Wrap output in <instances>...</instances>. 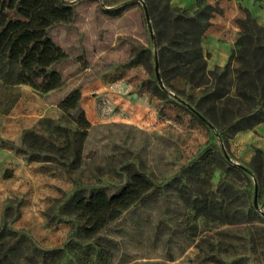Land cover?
I'll return each instance as SVG.
<instances>
[{"label":"rangeland","instance_id":"obj_1","mask_svg":"<svg viewBox=\"0 0 264 264\" xmlns=\"http://www.w3.org/2000/svg\"><path fill=\"white\" fill-rule=\"evenodd\" d=\"M63 1L74 21L48 31L68 55L54 66L62 86L48 93L17 86L10 109L0 90V231L17 234L8 264H45L36 250L79 242L80 221L69 213L75 194H115L129 168L156 188L102 233L110 264H264V121L225 120L219 128L201 120L190 106L203 93L183 81L164 100L153 96L152 74L138 57L158 52L144 0ZM170 4L190 14L202 6ZM75 89L87 130L59 108ZM76 132H86L82 145ZM29 133L47 143L31 149ZM66 251L61 263L47 264H79L77 252L82 264L96 258L84 248Z\"/></svg>","mask_w":264,"mask_h":264},{"label":"trees","instance_id":"obj_2","mask_svg":"<svg viewBox=\"0 0 264 264\" xmlns=\"http://www.w3.org/2000/svg\"><path fill=\"white\" fill-rule=\"evenodd\" d=\"M144 1L153 20L163 82L162 87L157 78L156 55L149 49L142 50L138 54L139 62L152 74L148 90L153 96L164 100L175 89L174 82L183 81L203 93L194 108L189 104L201 120L219 128L225 120L234 125L252 119L257 123L263 122L264 27L247 11V18L238 21L241 33L228 63L222 68L209 69L201 38L210 25V19L222 10L206 0H200L202 6L193 14L172 6L171 0ZM74 18V8L63 0H0V90L3 99L10 98L7 109L17 99V86L25 85L40 93L62 86L63 76L54 66L66 60L68 55L53 41L48 31L52 26L72 23ZM233 63L239 66L231 70ZM230 72L237 76L235 93L229 87ZM220 83H223L221 89ZM80 99L81 91L75 89L59 103V108L80 129L87 130L91 124L80 108ZM75 135L82 145L86 132H76ZM27 139L31 141V149L41 148L47 143L46 138L35 133L27 134ZM127 177V183L115 194L103 189H94L89 195L82 191L75 194L69 213L80 221L75 235L80 241H71L66 247L56 250H36L43 255L45 264L50 261L61 263L66 250L78 251L81 248H84L82 253L86 257L91 253L96 255L86 264H110L109 259L103 257L108 253L106 247L99 243L102 233L131 208L143 203L156 188L145 174L136 169L129 168ZM203 209L208 210V205ZM16 237L17 234L8 227L0 231V264H8L16 258ZM74 256L82 264L80 254L77 252Z\"/></svg>","mask_w":264,"mask_h":264},{"label":"crops","instance_id":"obj_3","mask_svg":"<svg viewBox=\"0 0 264 264\" xmlns=\"http://www.w3.org/2000/svg\"><path fill=\"white\" fill-rule=\"evenodd\" d=\"M222 12L210 19V25L201 38V47L209 69L224 67L240 37L239 20L247 18V11L264 27V0H206Z\"/></svg>","mask_w":264,"mask_h":264},{"label":"water","instance_id":"obj_4","mask_svg":"<svg viewBox=\"0 0 264 264\" xmlns=\"http://www.w3.org/2000/svg\"><path fill=\"white\" fill-rule=\"evenodd\" d=\"M145 12H146V15L147 17L149 18V12H148V9L147 7L145 6ZM152 36H153V39H155V36H154V33L152 32ZM156 72H157V78L159 80V83L160 85L163 87V82H162V79H161V76H160V72H159V65H158V59H157V54H156Z\"/></svg>","mask_w":264,"mask_h":264}]
</instances>
